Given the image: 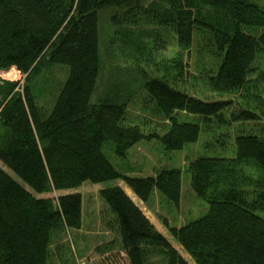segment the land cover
I'll return each mask as SVG.
<instances>
[{"label":"trees","instance_id":"16d2710c","mask_svg":"<svg viewBox=\"0 0 264 264\" xmlns=\"http://www.w3.org/2000/svg\"><path fill=\"white\" fill-rule=\"evenodd\" d=\"M107 7L122 12L112 16L119 37L109 46L130 45L135 57L139 53L151 61L143 51L155 46L153 41L140 45L132 28L121 27L136 22L130 20L136 12L174 35L175 55L164 59L155 75L142 72L148 102L170 123L159 137L165 151L181 150L198 139L199 123L179 121V111L225 122L230 101L201 100L176 87L183 77L184 54L200 45V39H207L214 60L206 72L207 87L220 97L245 92L253 102L240 105L229 120L264 117L259 88L249 91L264 83V70L253 67L264 52V7L256 2L153 0L143 7L142 0H0V71L15 68L25 75L21 86L18 80L0 77V162L19 179L0 167V264H48L52 235L63 227H81L80 194L61 195L55 206L50 198L33 196L20 181L42 194L85 182L122 180L143 202L154 190L176 206L180 202L179 169L127 176L102 150L110 141L115 154L125 157L136 143L158 137L129 124L124 103L91 102L102 62L98 11ZM45 64L69 68L48 109L38 102L31 84ZM188 173L190 186L208 210L185 225L168 226L173 240L194 264H264V134H238L234 155L198 157L188 164ZM99 196L112 216L127 264H152L153 257L158 258L155 264H189L122 188L108 184Z\"/></svg>","mask_w":264,"mask_h":264},{"label":"rangeland","instance_id":"374dc122","mask_svg":"<svg viewBox=\"0 0 264 264\" xmlns=\"http://www.w3.org/2000/svg\"><path fill=\"white\" fill-rule=\"evenodd\" d=\"M151 1L153 0H142L143 7H147ZM251 1L264 7V0ZM136 13L130 18L136 22L122 23L121 27L123 29L132 28V32L141 39L140 45L142 43L150 45L152 41L154 42L155 46L151 52L148 49L143 51L146 56L149 53L151 61L147 62L142 59L139 53L135 57L130 45L122 44L121 47H118V44L115 43L109 46L113 38L119 37L116 33L118 31L117 24L112 22V16L118 14L121 17L122 12L115 7H107L98 11L102 62L91 102L108 100V102L113 103H124L127 122L140 126L146 135L154 134L158 137L152 136L150 139L136 143L127 151L125 157H119L115 154L113 144L110 141L103 143L102 150L114 168L127 176L146 177L153 175L156 170L161 168H177L181 171L180 202L177 206L165 200L156 190L153 191L147 202L141 201L132 192L129 193L133 202L142 210L156 230L167 238L189 264H194L190 256L173 240L167 228L168 226L180 227L185 225L201 217L208 210V204L197 196L190 186L188 164L201 156L230 157L234 155L235 138L238 134H264V117L260 121L229 120L231 113H234L240 105L246 107L249 102L252 106L253 102L250 100V94L245 92H235L220 97L207 87L206 72L214 64V60L211 57L209 42L206 38L200 39V45L192 47L189 55L188 53L184 54L183 77L178 80L176 87L201 100L222 99L230 101V105L224 110L225 122L220 124L217 119L206 121L198 115L179 111L176 114L179 121L199 123L198 139L193 143L186 144L181 150L165 151L159 137L167 132L170 123L157 113L153 105L148 102L143 87L145 74L142 75V72L149 76L155 75L157 73L156 68H161L165 60H169L175 55L177 46L171 30L154 23L150 24L144 19L141 12ZM140 32L143 35H139ZM163 40L165 43L162 42ZM253 67L258 68V71L264 70V52L256 57ZM255 69L254 73L250 75V81L254 80ZM7 71H0L2 79L18 80L19 86L23 84L25 75L15 68H10ZM68 72V66L45 64L33 77L32 87L37 93L38 102L44 109H48L51 104V97L55 95L54 103ZM251 87L259 88L257 94H260L264 99V83L250 86L249 91ZM0 167L19 181L1 162ZM114 182L126 190L127 186L122 180L111 181L108 184L114 185ZM20 184L35 197H49L55 206L60 195L78 193L81 196V227L79 229L63 227L52 235L49 244L48 264H127L125 254L120 246V239L110 222L112 216L107 205L99 196V191L108 184L85 182L77 188L50 191L46 194H36L21 181ZM262 215L264 216V213ZM107 222H110V225ZM157 261V257L151 258L152 264L157 263Z\"/></svg>","mask_w":264,"mask_h":264},{"label":"crops","instance_id":"0c3cea01","mask_svg":"<svg viewBox=\"0 0 264 264\" xmlns=\"http://www.w3.org/2000/svg\"><path fill=\"white\" fill-rule=\"evenodd\" d=\"M115 183V182H114ZM113 183V184H114ZM114 185H117V186H119L117 183H115ZM127 186V185H126ZM131 189L127 186L126 187V190L125 189H123V191L126 193V195L133 201V199L131 198V195H130V193L129 192H132V190L130 191ZM58 191H62V190H58ZM133 193V192H132ZM44 194H46V193H44ZM133 195H135L134 193H133ZM136 196V195H135ZM37 198H46V197H37ZM47 198H49V197H47ZM138 198V197H137Z\"/></svg>","mask_w":264,"mask_h":264},{"label":"bare ground","instance_id":"6f19581e","mask_svg":"<svg viewBox=\"0 0 264 264\" xmlns=\"http://www.w3.org/2000/svg\"><path fill=\"white\" fill-rule=\"evenodd\" d=\"M13 71H14V70H13ZM13 71H12V72H13ZM7 72H8V71H7ZM12 72H11V73H12Z\"/></svg>","mask_w":264,"mask_h":264},{"label":"water","instance_id":"95a60500","mask_svg":"<svg viewBox=\"0 0 264 264\" xmlns=\"http://www.w3.org/2000/svg\"><path fill=\"white\" fill-rule=\"evenodd\" d=\"M37 198V197H36Z\"/></svg>","mask_w":264,"mask_h":264}]
</instances>
